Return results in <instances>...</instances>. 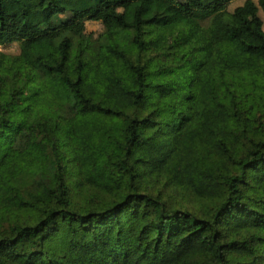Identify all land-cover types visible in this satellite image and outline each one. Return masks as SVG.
<instances>
[{
    "label": "trees",
    "instance_id": "1",
    "mask_svg": "<svg viewBox=\"0 0 264 264\" xmlns=\"http://www.w3.org/2000/svg\"><path fill=\"white\" fill-rule=\"evenodd\" d=\"M233 1L0 0V264H264V0Z\"/></svg>",
    "mask_w": 264,
    "mask_h": 264
},
{
    "label": "rangeland",
    "instance_id": "2",
    "mask_svg": "<svg viewBox=\"0 0 264 264\" xmlns=\"http://www.w3.org/2000/svg\"><path fill=\"white\" fill-rule=\"evenodd\" d=\"M183 1V0H179ZM255 2L257 0H254ZM244 0H234L228 7V11H232L237 6L241 5ZM55 14V13H54ZM259 16L261 18L264 30V14L259 11ZM64 18V17H63ZM203 25L208 29L213 37H221L227 41L231 42L226 30L221 26L217 20L209 19L203 23ZM85 29L87 34H94L97 36L103 31V26L99 22H87L85 24ZM198 33L196 27L189 29H173L170 27L161 29L155 36L156 44L159 47L170 46L173 49V56L176 60H180L189 49V45L193 38ZM0 52L5 54L17 55L19 53V47L17 43H12L7 47H0ZM210 92V85H206L201 93L197 96V100L200 102L204 96ZM226 123V118L222 112L217 113L213 116L209 112H203L200 120L193 126L186 129L184 135L181 139L182 151L187 152L191 145L194 143L196 138L204 134L207 130H220L224 127Z\"/></svg>",
    "mask_w": 264,
    "mask_h": 264
}]
</instances>
